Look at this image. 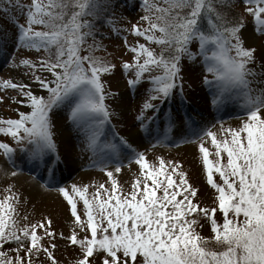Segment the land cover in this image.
<instances>
[{
	"label": "snow or ice",
	"instance_id": "obj_1",
	"mask_svg": "<svg viewBox=\"0 0 264 264\" xmlns=\"http://www.w3.org/2000/svg\"><path fill=\"white\" fill-rule=\"evenodd\" d=\"M242 2L251 5L245 11L253 17V31L264 35V0ZM217 3L222 0H143L145 15L141 19L146 24H132L127 30L148 42L167 45L169 54H164V48L157 53L137 41L128 45L134 53L132 60L122 63L123 69L134 70L127 80L133 89L145 72L162 68L147 77L151 95L136 118L138 130L148 135L155 112L153 117H145L144 109L158 107L151 100L163 103L174 95L185 100L184 55L193 60L198 57L202 63L201 78L209 89L204 99L211 108L219 112L226 101L239 104L243 119L235 127L221 121L219 129L213 130L214 125L201 126L188 113L184 119L170 114L165 125L167 134L179 119L182 129L186 125L180 142L187 137L198 142L207 183L214 189L209 206L196 198L198 189L189 182L179 160L163 156L150 160L128 136L116 132L114 125L106 130L118 116L106 101L118 94L108 88L103 75L113 73L116 66L106 56L96 55L102 45L95 41L88 44L87 38L96 32V17L112 23L115 14L107 9L116 7L114 0H31L28 5L20 0H0V12L27 8L23 13L26 22H15L14 46L42 48L45 53L38 57L39 62L20 60L32 70L39 92L10 79L0 80V87L19 89L25 99L18 102L30 109L19 111L16 118L0 117V133L15 142L14 147L0 140V152L15 169L12 175L21 169L17 160H27L48 173L47 178L34 173L40 187L58 186L74 217V230L67 239L79 246L78 264H91L90 257L101 252V264H264V87H253L264 84V80L255 79L264 76V66L259 72L250 67L256 62V48L246 43L244 17H229ZM184 8L188 11H174ZM9 38L0 30V47ZM82 48L87 49L83 54ZM36 69L48 72L50 78ZM62 110L69 136L75 137L72 147L79 142L82 150L90 153L89 164L106 173L107 187L99 183L89 193L88 184L65 185L56 179L67 159L60 151L57 128ZM156 142L160 140L156 138ZM125 159L138 165L127 190L114 175L121 171ZM13 189L8 184L0 198V264H33V255L41 251L50 264H58L50 250L55 245L41 242L42 236L54 234L51 220L21 224L15 217L19 193ZM78 201L83 204V218ZM218 212L221 220L216 217ZM198 218L210 223L212 237L197 231ZM78 230L86 234L78 236ZM209 239L215 240L216 249L207 246ZM7 242L16 244L14 256L3 250Z\"/></svg>",
	"mask_w": 264,
	"mask_h": 264
},
{
	"label": "rangeland",
	"instance_id": "obj_2",
	"mask_svg": "<svg viewBox=\"0 0 264 264\" xmlns=\"http://www.w3.org/2000/svg\"><path fill=\"white\" fill-rule=\"evenodd\" d=\"M123 7L118 14L120 23L115 31L109 32L107 39L103 42L106 45L105 55L115 64V71L110 74L103 75L108 88L118 95L113 99L109 97L107 103L116 109L118 116L106 125V130L115 126V131L121 135L128 136L130 141L138 148L147 153L150 160L163 156L168 160H179L182 169L187 173L189 182L197 187V199L202 203L211 206L214 200V189L207 183L206 175L203 170L201 155L199 152L198 142L193 137H187L184 142H180V137L185 136L186 125L182 126L180 120H177L176 126L165 134V125L170 114H178L179 118L184 119L185 113L193 116L200 122L214 125L213 130H218L220 122L223 121L225 126H237L243 119V115L239 110V104L235 101H226L225 106L216 111L211 108L205 101V94L208 93V87L202 81L203 67L199 58L195 60L188 58L186 55L181 58L184 77V97L174 95L171 99L161 103L160 100L153 99L150 103L157 104V109H144L145 117H155L150 122L151 135L145 130H138L137 116L142 109L143 102L148 99L151 93L148 91L150 82L147 79L149 75H156L162 68H153L150 72L143 74V79L136 88H130L127 80L133 76L134 70H125L122 68L123 61H131L134 53L129 49L128 45L139 41L147 43L144 37L137 36L127 29L132 24L143 25L146 21L141 19L145 15L143 0H135L134 6H131V0H122ZM21 4L28 5L31 0H20ZM251 6L239 1L236 5L237 15H242L247 23L244 29V36L247 38L246 43L254 45L256 48V62L250 67H255L257 72L262 70L264 66V35L253 31V17L245 11V8ZM130 9V10H129ZM27 8L19 7L11 9L0 18V30H3L9 38L7 43L0 47V80L10 79L15 83L29 86L33 91L39 92L38 83L32 79L33 72L29 66L20 64L23 58H30L35 62H39L38 57L42 51L39 49H30L23 46L17 48L14 46V35L16 32V21L20 23L26 22ZM6 14V15H5ZM38 28L39 25H33ZM125 37L127 42H125ZM155 47V42H149ZM148 44V43H147ZM150 45V44H148ZM151 46V45H150ZM158 47V46H156ZM191 47L194 49L196 45ZM102 55L104 53H101ZM104 56V55H103ZM38 74L48 77L49 73L40 69L35 70ZM255 79L264 80V76H257ZM253 87H264V84H253ZM15 97V99H13ZM25 99L19 89L0 87V117L16 118L19 111L30 110L27 106L21 105L18 101ZM57 128L59 129L60 151L67 155V159L61 163L56 174V179L61 184L71 185L88 184V192L92 193L93 187L99 183H105L107 187L109 181L106 173L100 167H93L89 164L90 153L82 150L83 145L79 142L75 147L72 143L75 137H70L66 127L63 110L57 116ZM156 138L160 143L156 142ZM0 140L6 141L15 147V142L11 136L0 133ZM206 146H210L209 141H205ZM6 157L0 152V198L6 194L5 189L8 184L14 186V191L19 193V199L15 201V217L21 223H31L44 218L51 220V229L54 234L51 238L42 236L41 242L46 246L55 245L50 250L53 252L58 264H78L80 255L79 246H73L69 243L67 237L74 230V217L71 215L70 207L61 193L57 190V185L50 184L47 187H40L35 179L34 173L47 178L48 173L42 172L41 168L35 167L30 161L17 160V164L21 165V169L15 172L10 163H6ZM112 167V165H109ZM138 165L134 161L124 160L121 165V171L114 173L118 182L124 189H130L131 182L137 174ZM78 211L83 218V204L78 201ZM26 217V219H24ZM218 220H221V214H216ZM38 233L41 229H37ZM197 231L201 236L212 237L210 223L203 218H198ZM63 233V236L60 235ZM86 234L83 230H78V236ZM209 248L216 249L218 245L214 239H209ZM3 250L9 256L15 255L16 244L7 242L3 246ZM23 255V250H21ZM103 253L90 257L91 264H101ZM33 264H50L48 257L43 253L33 255Z\"/></svg>",
	"mask_w": 264,
	"mask_h": 264
},
{
	"label": "trees",
	"instance_id": "obj_3",
	"mask_svg": "<svg viewBox=\"0 0 264 264\" xmlns=\"http://www.w3.org/2000/svg\"><path fill=\"white\" fill-rule=\"evenodd\" d=\"M135 0H132V5L134 4ZM240 0H222V3H217V7L219 9H221L223 12L227 13L229 17H234L237 15V11H236V5L239 3ZM105 2H109V0H105ZM116 7L115 8H111V9H107L108 11L114 12V17L112 20V23H108L104 20H101L98 17L95 18V23H96V32L93 36H89L87 38V43L88 44H93L94 41L98 42L100 45H102V47H100L99 49L96 50V55H100V56H106L105 55V50H106V45L104 44L103 40L107 39V35H109V32L115 31V28L119 25L120 23V19L118 14L121 12L122 7H123V3L121 0H114ZM155 2L157 3H163L164 0H155ZM167 6V5H165ZM174 11H178V12H186L188 11L187 8L184 9H174ZM3 12H0V18H3L4 14H2ZM103 14V13H102ZM6 15V14H5ZM87 19H93V17H86ZM144 25V24H143ZM43 26L39 25L38 28H42ZM101 33H103V35H101ZM157 35H159V31L157 30L156 32ZM144 43V42H143ZM149 45V47L153 48L157 53L160 52L161 48L165 49L164 54L168 55L169 54V49L168 46L165 44H155V47L147 42ZM158 46V47H156ZM42 51L41 55H44V49H40ZM87 49L86 48H82L81 49V54H83ZM101 53H104L103 55Z\"/></svg>",
	"mask_w": 264,
	"mask_h": 264
}]
</instances>
